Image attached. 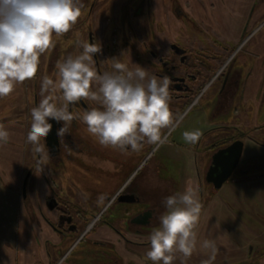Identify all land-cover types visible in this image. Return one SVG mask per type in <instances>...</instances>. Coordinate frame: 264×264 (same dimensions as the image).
<instances>
[{"label":"flooded vegetation","instance_id":"af4514ba","mask_svg":"<svg viewBox=\"0 0 264 264\" xmlns=\"http://www.w3.org/2000/svg\"><path fill=\"white\" fill-rule=\"evenodd\" d=\"M80 3L79 21L67 40L51 49L53 79L58 61L82 51L78 42L95 43L101 47L94 55L98 74L114 71L116 58L130 70L137 64L149 76L169 77L174 123L162 129V143L144 142L140 151L129 148L124 153L100 145L88 133L79 117L100 105L81 100L69 105L77 118L64 136H57L63 122L49 120L53 127L45 139L43 163L26 142L22 121L12 127L0 123L11 132L5 150L0 149V174H8L12 166L25 213L22 245L15 249L9 237H3L0 264H152L146 258L148 237L160 226L166 197L191 187L204 209L207 199L216 205L225 184L264 177L250 176L252 169H264V162L251 165L257 156L242 162L248 143L264 159V142L256 139L257 134L264 136V124L252 126L250 119L252 108L264 111V38L258 39L264 31V0ZM83 18L85 23L80 22ZM261 47V54L251 52ZM40 90L37 82L31 108L42 99ZM54 95L58 105L62 103L60 93ZM190 116L195 117L176 134ZM193 130L202 133L194 145L183 139L185 131ZM20 144H25L24 150L18 149ZM236 150L241 151L238 165L216 188L213 181L230 169ZM234 173L241 177L232 180ZM203 209L199 225L205 218ZM205 214L212 224L214 216ZM250 249L244 256L250 264H260L262 248ZM15 255H21L22 263Z\"/></svg>","mask_w":264,"mask_h":264},{"label":"clouds","instance_id":"9594fccd","mask_svg":"<svg viewBox=\"0 0 264 264\" xmlns=\"http://www.w3.org/2000/svg\"><path fill=\"white\" fill-rule=\"evenodd\" d=\"M80 0H0V99L10 96L17 85L36 78L40 57L55 46L54 36L68 33L82 15ZM82 51L69 55L56 64L55 80L45 76L41 83L42 99L31 108V125L26 142L46 158L45 139L52 130L50 119L63 122L57 136L68 133L67 125L77 118L69 111L70 104L81 100L96 102L100 107L86 110L79 118L88 133L104 147L127 153L138 152L143 143H162V129L174 123L170 110V79L149 76L137 65L129 69L113 58L112 72L98 74L94 55L100 45L78 42ZM59 92L58 105L55 93ZM202 133L185 131L186 143L196 144ZM10 133L0 125V146L9 142ZM166 211L160 226L149 235L147 260L152 264H173L179 257L182 264L197 250L198 227L202 214L198 191L189 187L164 199ZM200 248L208 251L212 264L218 248L214 240L205 239Z\"/></svg>","mask_w":264,"mask_h":264},{"label":"rangeland","instance_id":"374dc122","mask_svg":"<svg viewBox=\"0 0 264 264\" xmlns=\"http://www.w3.org/2000/svg\"><path fill=\"white\" fill-rule=\"evenodd\" d=\"M172 2L173 0H171ZM176 21L174 16H172V25ZM80 22H84V18ZM67 36L68 33L60 37L54 36L55 44L59 41L65 42ZM69 38L71 39L70 36ZM263 38L264 31L258 36L260 40ZM262 48H252L253 50L251 52L261 54ZM51 52L52 50L50 49L40 57L35 79L27 80L23 84L17 85L16 90L10 96L0 99V117L4 116V120H0V123L5 127L7 126V122L12 127L17 120L22 121V124L26 125L27 135L30 129V109L33 104L35 86L37 82L40 85L45 76L53 79V72H49ZM258 108L256 106L251 109L250 119L252 126L264 124V111H259ZM194 117L190 116L180 126L176 134H182L183 127L190 124ZM9 133L11 139V132ZM256 139L261 143L264 142L263 133L260 135L257 134ZM6 146L2 145L0 149L5 150ZM24 147L25 144L23 146L20 144L18 149L24 150ZM256 148L253 143H248L244 156L242 157V162L248 158L254 159L252 157L257 156L258 159L256 158L254 161H251V165H262L264 159L259 158V153L261 152ZM255 150L256 152H254ZM11 167V165L8 168L6 167L8 174H5L6 172L3 171L0 174L2 178L4 177V185L0 184V248L3 246V237H9L12 247L18 249L22 245V224L25 213L19 204L18 193L15 188L17 181L12 178ZM263 173L264 169L255 168L251 170L250 176L261 175ZM239 177L241 176L234 173L232 180ZM218 193L219 196L216 199V205L213 204L212 206L209 199L204 204L203 216L205 218L199 225L197 250L186 263L201 264L203 260L208 259V251L201 249L200 243L205 239H209L214 240L218 248L212 264H250L252 260H249L244 255L247 251L249 252L251 250L250 248L252 246L256 249H258V246L262 248L260 253L263 254V259L260 260V264H264V177L257 178L256 180H246L243 183H227ZM212 208L211 214L209 210ZM207 212L209 215L214 216V222L212 224L206 220L208 216L205 213ZM16 259L17 262L22 263L21 255H15ZM15 260H12V262H16ZM180 260L182 258L178 256L173 263L180 262Z\"/></svg>","mask_w":264,"mask_h":264},{"label":"water","instance_id":"95a60500","mask_svg":"<svg viewBox=\"0 0 264 264\" xmlns=\"http://www.w3.org/2000/svg\"><path fill=\"white\" fill-rule=\"evenodd\" d=\"M241 157V151L236 150L233 157V164L225 173L219 175L216 177V179L213 181L215 183L216 188H221L224 182L227 181V179L232 175L233 171L235 170L236 166L238 165Z\"/></svg>","mask_w":264,"mask_h":264}]
</instances>
